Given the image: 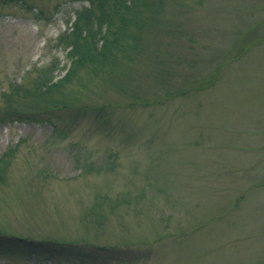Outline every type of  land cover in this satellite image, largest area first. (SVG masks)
Wrapping results in <instances>:
<instances>
[{
    "label": "rangeland",
    "instance_id": "374dc122",
    "mask_svg": "<svg viewBox=\"0 0 264 264\" xmlns=\"http://www.w3.org/2000/svg\"><path fill=\"white\" fill-rule=\"evenodd\" d=\"M154 1L129 62L56 103L1 91L52 60L65 74L56 38L85 0H0V109L48 116L0 121V235L123 251L111 264H264V0Z\"/></svg>",
    "mask_w": 264,
    "mask_h": 264
},
{
    "label": "trees",
    "instance_id": "16d2710c",
    "mask_svg": "<svg viewBox=\"0 0 264 264\" xmlns=\"http://www.w3.org/2000/svg\"><path fill=\"white\" fill-rule=\"evenodd\" d=\"M16 1L26 4L24 0ZM85 3L76 9L72 23L56 38L57 44L65 50L67 66L65 74L55 79V71L59 67L52 60L39 67L30 87H27L24 81H20V78L19 81L11 83L7 91L3 89L2 96L9 98L21 93L25 97L32 95L39 99L45 97L53 99L56 94L63 93L66 83L81 70L91 71L92 74L106 73V70H110L114 74L116 68L133 57L140 48L139 32L147 22L142 9L157 4L154 0H85ZM186 90L188 88L178 89L174 96L185 93ZM53 101L52 104L58 103ZM40 112L36 108L3 106L0 109V121L42 122L48 116ZM15 150V144L9 145L0 154V181L10 165ZM81 170H88L87 166ZM260 184L264 185V180ZM14 254L34 255L36 258L50 259L51 262L56 260L59 264H111L127 261L123 251L114 247L32 239L21 235L4 238L0 235V256L10 259Z\"/></svg>",
    "mask_w": 264,
    "mask_h": 264
}]
</instances>
